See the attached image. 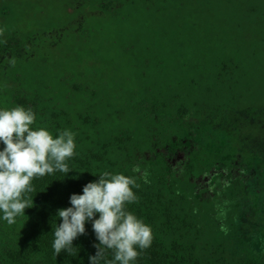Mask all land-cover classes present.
Returning a JSON list of instances; mask_svg holds the SVG:
<instances>
[{"label": "rangeland", "instance_id": "1", "mask_svg": "<svg viewBox=\"0 0 264 264\" xmlns=\"http://www.w3.org/2000/svg\"><path fill=\"white\" fill-rule=\"evenodd\" d=\"M108 1L0 0V109L15 107L22 93L45 111L67 112L87 144L126 132L155 175L196 183V167L213 165L209 193L220 178L241 176V193L228 202L233 245L264 255V106L199 122L163 107L175 96L196 99L194 81L221 62L248 65L264 47V0H120L114 18L101 12ZM7 226L0 218V230Z\"/></svg>", "mask_w": 264, "mask_h": 264}, {"label": "trees", "instance_id": "2", "mask_svg": "<svg viewBox=\"0 0 264 264\" xmlns=\"http://www.w3.org/2000/svg\"><path fill=\"white\" fill-rule=\"evenodd\" d=\"M113 4H117L114 10L110 9ZM122 4L120 0L101 3V12L114 18ZM10 47L6 44V48ZM256 50L251 59L245 60L248 65L228 59L227 63L219 64L214 75L209 72L205 80L194 81L199 87L196 99L175 96L171 98L175 107L171 108L166 102L164 109H171L179 121L199 122L214 113L236 116L244 110L264 106V47L258 46ZM254 72L260 79L253 82ZM257 89L262 94L260 97L252 100L245 97ZM14 100L15 107L33 110L34 127H46L54 137L62 130L72 131L69 114L63 109L45 111L36 96L26 97L22 93ZM83 121L89 123L88 119L83 118ZM74 142V155L67 161L71 172L67 176L55 172L34 178L32 185L36 191L29 194L33 207L25 210V216H20L21 224L0 230V264H90L89 256L96 252L93 245L98 243L91 222L86 223L85 234L73 241V247L79 251L72 256L67 252L55 255L53 231L56 224L62 222L57 210L71 207L70 196L82 194L83 187L98 180L105 171L136 179L133 192L138 200L128 204L127 209L152 229L151 246L143 250L133 264H264V255L238 252L233 245L235 207L228 202L241 193V176L234 175L229 182L220 178L217 190L213 187L209 193L203 187L207 185V175L214 173L213 165L196 167V183L191 176L181 178L177 173L155 175L143 156L146 153L136 147L134 138L126 132L101 137L89 144L75 136ZM4 147L0 142V150ZM137 166L139 172L133 171ZM144 172L148 174L147 183L143 179ZM215 200L221 202V208H216ZM222 226L226 231H221ZM106 259H112L111 251H107Z\"/></svg>", "mask_w": 264, "mask_h": 264}, {"label": "clouds", "instance_id": "3", "mask_svg": "<svg viewBox=\"0 0 264 264\" xmlns=\"http://www.w3.org/2000/svg\"><path fill=\"white\" fill-rule=\"evenodd\" d=\"M35 120L31 108L0 109V142L5 146L0 150V218L9 225L33 207L29 194L36 191L34 178L71 172L67 161L74 155L75 133L65 129L54 137L46 127H34ZM139 170V166L133 169ZM147 177L144 172L146 183ZM136 186L134 177L105 171L87 183L82 194H72L71 207L57 210L62 222L53 231L55 255L77 254L73 241L85 234V225L91 222L98 243L93 245L96 252L89 256L90 264H133L153 239L151 227L127 209L138 200L133 192ZM107 251L111 260L106 259Z\"/></svg>", "mask_w": 264, "mask_h": 264}]
</instances>
